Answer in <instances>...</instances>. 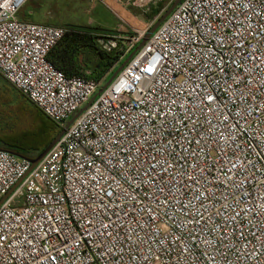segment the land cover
I'll list each match as a JSON object with an SVG mask.
<instances>
[{
    "label": "built area",
    "instance_id": "2783aa9c",
    "mask_svg": "<svg viewBox=\"0 0 264 264\" xmlns=\"http://www.w3.org/2000/svg\"><path fill=\"white\" fill-rule=\"evenodd\" d=\"M29 1L0 75L62 130L94 101L35 168L0 149V264H264V0H182L98 96Z\"/></svg>",
    "mask_w": 264,
    "mask_h": 264
},
{
    "label": "rangeland",
    "instance_id": "374dc122",
    "mask_svg": "<svg viewBox=\"0 0 264 264\" xmlns=\"http://www.w3.org/2000/svg\"><path fill=\"white\" fill-rule=\"evenodd\" d=\"M175 1L163 0L161 5L162 3L142 4L136 3V0H119L104 5L93 0H30L20 12L19 18L37 24L90 30L99 36L98 43L104 50L110 51L120 42L124 59L135 51L128 44L135 31L149 32ZM117 69L115 66L111 73ZM111 73L106 78H109ZM84 75L89 77L91 71H86ZM10 89H15V92H8ZM9 94H12L10 96L13 100L11 104L2 106L0 129L7 126V121L13 114L11 108L21 101L17 89L0 75V95ZM34 155L36 158L40 152Z\"/></svg>",
    "mask_w": 264,
    "mask_h": 264
},
{
    "label": "trees",
    "instance_id": "16d2710c",
    "mask_svg": "<svg viewBox=\"0 0 264 264\" xmlns=\"http://www.w3.org/2000/svg\"><path fill=\"white\" fill-rule=\"evenodd\" d=\"M161 3L163 5V1ZM67 28L68 33L48 58L53 66L67 77L81 76L90 70L89 78L100 81L105 79L115 66L119 68L127 59V57L122 59L124 51L121 50L120 42L114 49L107 51L102 49L98 43L99 36L92 31ZM112 75L106 78V82ZM8 92H15V89ZM17 93L21 101L16 107L11 108L13 114L10 115L7 126L0 129V149L34 159V154L41 153L62 130L60 131L56 123L23 97L18 90ZM10 95L12 94L0 95V112H3V105L11 104L13 98Z\"/></svg>",
    "mask_w": 264,
    "mask_h": 264
},
{
    "label": "water",
    "instance_id": "95a60500",
    "mask_svg": "<svg viewBox=\"0 0 264 264\" xmlns=\"http://www.w3.org/2000/svg\"><path fill=\"white\" fill-rule=\"evenodd\" d=\"M182 2V0H176L171 7L164 13V15L158 20V22L154 25V27L147 33L145 39L140 44V46L125 60V62L114 72L112 77L108 80L106 85L99 91L97 96L108 87L111 82L116 78V76L125 68V66L130 62V60L134 57V55L145 45V43L149 40L152 34L158 29V27L170 16V14L175 10V8ZM94 101L92 99L90 103L82 109L67 125L66 127L53 139V141L40 153V155L31 160L32 169L35 168L48 154V152L57 144L60 138L64 135L65 131L70 128V126L79 118V116L86 110V108ZM5 197L0 204L6 199Z\"/></svg>",
    "mask_w": 264,
    "mask_h": 264
}]
</instances>
